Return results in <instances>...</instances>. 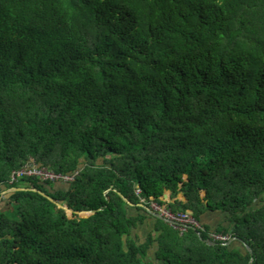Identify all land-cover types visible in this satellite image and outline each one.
<instances>
[{
  "label": "trees",
  "instance_id": "obj_1",
  "mask_svg": "<svg viewBox=\"0 0 264 264\" xmlns=\"http://www.w3.org/2000/svg\"><path fill=\"white\" fill-rule=\"evenodd\" d=\"M0 190V264H264V0H0Z\"/></svg>",
  "mask_w": 264,
  "mask_h": 264
},
{
  "label": "built area",
  "instance_id": "obj_2",
  "mask_svg": "<svg viewBox=\"0 0 264 264\" xmlns=\"http://www.w3.org/2000/svg\"><path fill=\"white\" fill-rule=\"evenodd\" d=\"M78 171L74 173H62L57 172L49 167L40 165L34 161H29L23 167L16 169L12 172L10 183H14L22 177H38L42 181H54V182H66L69 183L74 180ZM2 187V185H1ZM137 195L140 194L138 188L135 189ZM145 200H141L144 203ZM152 211L158 213L162 218L167 220L175 229L180 233H185L190 229H195L200 234V230H204L200 222L194 217L193 213L188 212H178L174 213L170 210L162 208L155 203L151 204ZM235 238L231 234H220L217 232H212L209 235V240L211 242H220L222 245H227L234 241Z\"/></svg>",
  "mask_w": 264,
  "mask_h": 264
},
{
  "label": "crops",
  "instance_id": "obj_3",
  "mask_svg": "<svg viewBox=\"0 0 264 264\" xmlns=\"http://www.w3.org/2000/svg\"><path fill=\"white\" fill-rule=\"evenodd\" d=\"M57 187L60 189H67L68 184L64 182H58ZM179 199L184 200L185 199L184 195H180ZM137 206L140 208H144L142 207L141 204ZM132 207L134 206L132 205ZM135 212H136L135 209L131 208L130 213L132 215H135ZM203 222L209 225L210 227H212L213 230L218 229L220 226H224L226 228L229 227V222H228L227 217L221 212H214V213L209 212L205 214L203 216ZM153 224H154L153 220L149 219L144 224L137 225V227L134 228L133 233H132L134 239L137 238L140 242H144L147 239L148 234L153 230ZM236 246L242 247L240 244H236ZM155 251H156V247L151 249L149 253L151 258H154Z\"/></svg>",
  "mask_w": 264,
  "mask_h": 264
},
{
  "label": "water",
  "instance_id": "obj_4",
  "mask_svg": "<svg viewBox=\"0 0 264 264\" xmlns=\"http://www.w3.org/2000/svg\"><path fill=\"white\" fill-rule=\"evenodd\" d=\"M24 190H27V189H24V188H14V189H12V190H10V191H24ZM169 193H170V192H167V195H169ZM41 194H42L43 196L49 198L52 202L56 203L59 207H61V208H65V204H62V203H58V202H56L52 197L47 196V195L44 194V193H41ZM124 200L126 201L125 198H124ZM142 207H144L146 210H148V211H149L154 217L159 218V219H162V220L168 222L167 220H165L164 218H162L158 213L152 211V210L149 209L148 207H146V206H144V205H142ZM69 211H70V210H69ZM168 223H169V222H168ZM208 243H209L210 245H215V243H214V242H211V241H208ZM244 245H245V246L251 251V249H250V247H249L248 245H246L245 243H244Z\"/></svg>",
  "mask_w": 264,
  "mask_h": 264
},
{
  "label": "rangeland",
  "instance_id": "obj_5",
  "mask_svg": "<svg viewBox=\"0 0 264 264\" xmlns=\"http://www.w3.org/2000/svg\"><path fill=\"white\" fill-rule=\"evenodd\" d=\"M2 189L4 190V189H6V187H4V185H3V188ZM1 190H0V192H1ZM8 193H9V191H5L4 195L6 196Z\"/></svg>",
  "mask_w": 264,
  "mask_h": 264
}]
</instances>
